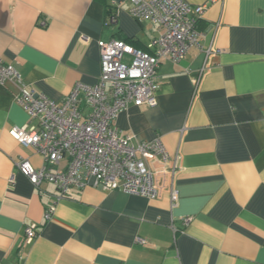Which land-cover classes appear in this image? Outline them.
I'll list each match as a JSON object with an SVG mask.
<instances>
[{"label":"crops","instance_id":"obj_1","mask_svg":"<svg viewBox=\"0 0 264 264\" xmlns=\"http://www.w3.org/2000/svg\"><path fill=\"white\" fill-rule=\"evenodd\" d=\"M185 1L207 5L201 47L161 63L155 107L131 106L114 122L137 142L161 137L179 157L178 205L166 190L150 200L35 187L17 164L38 169L45 156L9 132L36 120L16 102L19 88L0 82V264H264V0ZM129 9L130 0H0V60L61 103L77 83L97 82L100 41L149 51L162 30Z\"/></svg>","mask_w":264,"mask_h":264},{"label":"built area","instance_id":"obj_2","mask_svg":"<svg viewBox=\"0 0 264 264\" xmlns=\"http://www.w3.org/2000/svg\"><path fill=\"white\" fill-rule=\"evenodd\" d=\"M206 10L207 5L194 7L185 0H130V15L150 20L162 33L150 41L149 51L122 40L100 41L101 74L97 82L77 83L61 103L28 87L12 64L0 60V82L19 88L16 102L36 120V125L16 126L9 134L45 156L41 168L21 160L18 169L37 188L52 183L61 197L71 188L93 186L156 200L166 190L176 207L179 193L174 176L179 157L170 155L161 137L137 142L135 136L120 132L114 122L131 106L158 104L161 63H180L191 48L201 47L197 23ZM206 52L209 55L212 48ZM64 160L67 169L59 170ZM10 183L15 184L14 177ZM53 214L54 208L49 209L46 220ZM184 221L189 224L192 218ZM36 236L35 228L27 227L24 243L30 244Z\"/></svg>","mask_w":264,"mask_h":264}]
</instances>
